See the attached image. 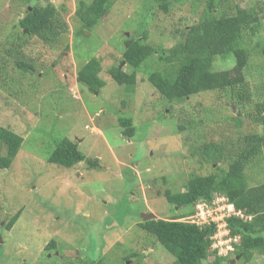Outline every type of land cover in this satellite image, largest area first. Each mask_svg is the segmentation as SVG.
I'll list each match as a JSON object with an SVG mask.
<instances>
[{
	"label": "rangeland",
	"instance_id": "1",
	"mask_svg": "<svg viewBox=\"0 0 264 264\" xmlns=\"http://www.w3.org/2000/svg\"><path fill=\"white\" fill-rule=\"evenodd\" d=\"M93 1L0 0V127L24 138L12 166L0 170V264H172L174 257L139 227L146 222L142 215H192L194 207L179 209L165 195L184 192L193 175L228 170L229 161L203 162L202 146L214 142L234 158L244 136L262 133L256 106L264 103V0H168V12L155 0H113L88 31L76 12L81 2ZM49 3L66 24L54 45L19 26L29 8ZM210 4L214 17L233 16L239 6L255 10L260 21L244 33L241 60H214L211 87L183 102L168 101L149 77L168 69L160 55L204 19ZM142 35L155 52L138 69L134 86H119L110 71L134 73L124 60L126 42ZM91 59L99 61L106 82L100 91L77 80ZM239 76L243 83L219 89L221 80ZM121 117L132 119L133 137L123 135ZM65 138L100 169L86 162L71 169L50 164ZM0 150L6 155L5 145ZM245 177L250 187L264 184V153L248 163ZM226 234L218 230L205 264L214 262V251L243 264L239 240ZM52 241L55 250L46 248ZM250 264H264V256L256 254Z\"/></svg>",
	"mask_w": 264,
	"mask_h": 264
},
{
	"label": "trees",
	"instance_id": "2",
	"mask_svg": "<svg viewBox=\"0 0 264 264\" xmlns=\"http://www.w3.org/2000/svg\"><path fill=\"white\" fill-rule=\"evenodd\" d=\"M112 2L113 0H94L90 4L81 2L76 16L83 28L88 31L94 29L110 11ZM155 3L162 11H169L168 0H155ZM214 9L213 4H210L204 19L188 28L180 43L160 55V60L168 65V69L151 74L149 82L168 101L183 102L211 87L207 81L213 76L214 60L217 57L225 58L231 55L237 61L243 58V36L260 21L258 13L253 9L238 6L235 15L217 18L212 16ZM213 25L216 29L210 30L209 27ZM19 26L47 45L56 44L66 31V24L52 3L28 9L20 19ZM126 47L124 60L134 69V73L127 74L113 68L110 75L119 86L131 87L136 84L138 69L155 50L146 44V36L143 35L136 40H128ZM19 67L24 71L31 70L30 66L24 64H19ZM100 72L99 61L91 59L80 70L77 80L86 84L93 92L100 91L106 86V82L99 76ZM243 82L242 76L224 79L219 82V89L235 88ZM256 111L257 123L262 127V133L244 136L241 141L242 150L234 158L227 157L223 146L214 142L203 145L199 150L203 162L219 164L229 161L228 170L221 171L222 176L193 175L188 180L184 192H166L165 197L170 205L179 209L194 207L192 215L169 220L152 219L139 224L143 231L153 236L157 243L174 257L172 264H205L214 237L218 233V226L215 223L199 226L192 222V217L196 213L198 203L212 202L218 197H225L240 214L232 215L226 222L230 237L239 240L235 249L243 264H250L256 254L264 256V184L250 187L245 177L248 163L264 153V103L258 104ZM119 123L124 129L123 135L127 138L133 137L135 128L132 119L121 117ZM23 143V136L0 127V149L2 144L7 149L6 155L0 150V170H7L12 166ZM48 162L68 169L86 162L91 169H100L98 160L87 158L78 145L67 138L58 143ZM20 215L17 213L9 221L8 230L14 227ZM186 218L190 220H182ZM55 245L56 242L52 241L46 248L55 250ZM214 253L215 260L209 264H230L231 260L218 256V251Z\"/></svg>",
	"mask_w": 264,
	"mask_h": 264
},
{
	"label": "built area",
	"instance_id": "3",
	"mask_svg": "<svg viewBox=\"0 0 264 264\" xmlns=\"http://www.w3.org/2000/svg\"><path fill=\"white\" fill-rule=\"evenodd\" d=\"M216 205L218 208L215 207ZM230 208H233V206L227 202L225 197H218L212 202L201 201L196 206V213L192 217V222L199 226L215 223L218 226V230L224 229L227 233L226 235H229L226 219L232 215H240L234 212V208L230 212Z\"/></svg>",
	"mask_w": 264,
	"mask_h": 264
},
{
	"label": "water",
	"instance_id": "4",
	"mask_svg": "<svg viewBox=\"0 0 264 264\" xmlns=\"http://www.w3.org/2000/svg\"><path fill=\"white\" fill-rule=\"evenodd\" d=\"M29 10H32V9L29 8ZM142 216H143V218H144L145 221L152 220V219H151V218H152L151 216H148V215H146V216H145V215H142Z\"/></svg>",
	"mask_w": 264,
	"mask_h": 264
},
{
	"label": "flooded vegetation",
	"instance_id": "5",
	"mask_svg": "<svg viewBox=\"0 0 264 264\" xmlns=\"http://www.w3.org/2000/svg\"><path fill=\"white\" fill-rule=\"evenodd\" d=\"M24 32H26V33H28L26 30H24ZM220 255H222V254H220ZM240 256H238V258H239ZM231 262H232V260L230 261V264H231Z\"/></svg>",
	"mask_w": 264,
	"mask_h": 264
},
{
	"label": "clouds",
	"instance_id": "6",
	"mask_svg": "<svg viewBox=\"0 0 264 264\" xmlns=\"http://www.w3.org/2000/svg\"><path fill=\"white\" fill-rule=\"evenodd\" d=\"M229 230V229H228ZM230 235V234H229ZM231 247H233V246H231ZM230 251V250H229ZM220 255V254H219Z\"/></svg>",
	"mask_w": 264,
	"mask_h": 264
}]
</instances>
